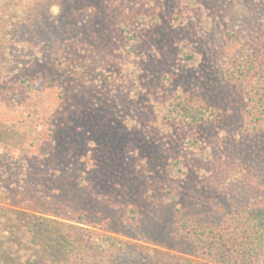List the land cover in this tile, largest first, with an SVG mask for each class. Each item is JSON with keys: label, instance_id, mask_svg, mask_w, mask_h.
<instances>
[{"label": "trees", "instance_id": "1", "mask_svg": "<svg viewBox=\"0 0 264 264\" xmlns=\"http://www.w3.org/2000/svg\"><path fill=\"white\" fill-rule=\"evenodd\" d=\"M244 19L252 38L232 41ZM163 29L187 32L163 48L183 68L226 35L242 132L264 133V0H0V264H126L161 225L192 264H264V202L208 220L183 198V156L152 170L139 146L122 153L142 123L195 150L223 115L175 66L150 73Z\"/></svg>", "mask_w": 264, "mask_h": 264}, {"label": "rangeland", "instance_id": "2", "mask_svg": "<svg viewBox=\"0 0 264 264\" xmlns=\"http://www.w3.org/2000/svg\"><path fill=\"white\" fill-rule=\"evenodd\" d=\"M253 25V20L244 19L235 29L232 27L230 31L236 33L232 41L239 37L252 38ZM172 31L163 29L161 32L163 53L159 61L151 64L150 73L158 75L165 69H171V65L175 66L178 84L200 93L205 100L218 106L222 118L201 130L195 150L184 146L183 138L169 140L157 137L152 129L146 128V123H142V128L139 125L138 130L134 129L138 134L129 132L130 142L122 153L125 155L139 146L152 170L163 165L171 155L183 156L189 163V176L182 185L183 198L206 219L220 222L229 214L240 213L252 204L264 202V133L246 135L242 132L243 98L224 80L220 70L226 35L213 33L208 39L200 40V61L195 67L183 68L173 62L170 51L165 55L163 48L170 40L182 39L188 34L185 30ZM0 111V120L4 121L5 113ZM147 231L151 236L140 234L130 238L135 248L140 245L151 256H160V264H192L193 256L164 244L168 236L162 225L154 229V233ZM134 247H130L131 253L123 259L125 263L148 264L142 261L146 256Z\"/></svg>", "mask_w": 264, "mask_h": 264}]
</instances>
